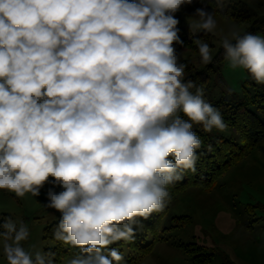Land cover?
<instances>
[{
    "label": "clouds",
    "instance_id": "1",
    "mask_svg": "<svg viewBox=\"0 0 264 264\" xmlns=\"http://www.w3.org/2000/svg\"><path fill=\"white\" fill-rule=\"evenodd\" d=\"M193 2L0 0V190L38 197L51 185L53 237L79 249L67 264H122L110 245L133 240L137 218L162 212L168 186L195 170L193 125L227 128L174 47V14ZM197 2L191 34H215V13ZM193 44L210 63L209 44ZM220 45L229 67L264 85V36L232 30ZM0 220L6 264H55L54 252L24 248L22 220Z\"/></svg>",
    "mask_w": 264,
    "mask_h": 264
},
{
    "label": "rangeland",
    "instance_id": "2",
    "mask_svg": "<svg viewBox=\"0 0 264 264\" xmlns=\"http://www.w3.org/2000/svg\"><path fill=\"white\" fill-rule=\"evenodd\" d=\"M231 1L247 4L253 15L246 24L215 15L217 27L215 34H212V59L222 48L221 36H230L232 30L243 35L252 33L251 30L254 29V34L264 36V0ZM198 7L201 4L194 0L192 5L182 6L176 12L190 37L193 35L189 23ZM207 7L211 11V7ZM198 34L200 33L196 35ZM175 48L182 63L190 59L197 64L199 70L205 68L206 64L198 61L189 50ZM211 80L210 88L204 90V99L210 104L222 98L240 100L247 94L264 93V85L256 84L245 69H232L227 61L220 72L212 74ZM212 135L238 138L237 133L229 126L224 131L213 129ZM49 187L50 184H45L38 197L29 193L23 198H17L7 190H0V213L8 214L13 220H22L28 226L30 235L23 242V246L30 252H46V249L56 245L45 234L46 227L57 221L61 215L55 209L45 207ZM55 190L59 192L62 189L57 187ZM167 207L168 211L160 225L165 239L157 242L153 251L139 264H194L192 257L181 245L193 242L206 246L213 253L211 264H264V146L231 168L219 179L213 190L191 186L171 197ZM179 216H189L191 219L185 225L172 229L175 224L174 217ZM136 229L140 233L145 231L142 226ZM152 239L149 234L143 243L146 245ZM120 248L126 259L135 254L134 249L127 244ZM75 255L77 254L74 252L69 253L61 264H67ZM0 264H6L2 247Z\"/></svg>",
    "mask_w": 264,
    "mask_h": 264
},
{
    "label": "trees",
    "instance_id": "3",
    "mask_svg": "<svg viewBox=\"0 0 264 264\" xmlns=\"http://www.w3.org/2000/svg\"><path fill=\"white\" fill-rule=\"evenodd\" d=\"M197 1V0H196ZM223 8L217 7L216 0H204L207 6L211 7V11L216 16L226 19H232L236 23L246 24L253 15L247 4L242 2H232L223 0ZM175 18L178 19L177 25L179 29L178 35L184 42L183 46L174 45L183 50H189L191 55L201 58L198 53L197 47L193 44L194 39H201L209 44L210 49L214 47L212 43V34L200 33L196 36L190 37L187 29L183 26L182 19L176 13ZM255 33V30H251ZM224 50L221 48L218 53L213 57L212 61L205 65L204 69L199 70L197 64L186 59L183 61L187 65L185 69L184 80H192L197 86L204 85V90L210 88L211 78L213 73H218L224 64ZM249 83V81H247ZM195 92V88L192 89ZM213 107L218 109L227 124L231 127L238 138H226L224 136L214 137L212 132H204L200 125H193V131L201 139V145L196 151L197 160L195 162V170H186L183 173V178L168 186L170 197L175 196L177 193L186 190L191 186H199L205 190H213L219 179L225 176L231 168L244 160L256 149L264 146V93L247 94L244 99L231 100L222 98L214 103ZM186 118V117H185ZM168 207L162 212L153 213L148 219L137 218L140 221L145 231L140 233L137 229L135 231V238L131 241H122L115 243L110 247H116L122 252L121 245L127 244L134 249L135 254L129 259L124 258L122 264H139L145 256L153 251L157 242L165 239L162 236L164 231L161 228V221L167 213ZM8 214L0 213V217H7ZM61 217V215H60ZM191 218L189 216L174 217L175 224L172 229L185 225ZM60 218L54 223L50 224L45 229L46 237L52 239L56 245L52 248L46 249V252H54L55 264H61L63 258L69 253H79V249L68 244L57 241L53 237V230L58 224ZM0 220V224H2ZM3 229L0 228V231ZM167 230V229H165ZM151 234L153 239L150 243L144 244L143 241ZM186 252L192 257L194 264H211L213 253L208 251L206 246L197 244L196 242L188 245L181 244Z\"/></svg>",
    "mask_w": 264,
    "mask_h": 264
}]
</instances>
